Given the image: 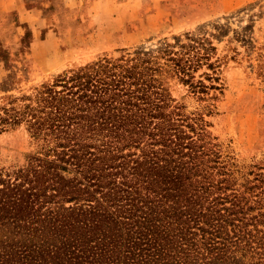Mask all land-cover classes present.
<instances>
[{
	"label": "trees",
	"instance_id": "1",
	"mask_svg": "<svg viewBox=\"0 0 264 264\" xmlns=\"http://www.w3.org/2000/svg\"><path fill=\"white\" fill-rule=\"evenodd\" d=\"M215 50L177 35L7 95L0 132L40 142L0 170V264H264L261 166L236 175L170 91L220 88Z\"/></svg>",
	"mask_w": 264,
	"mask_h": 264
},
{
	"label": "rangeland",
	"instance_id": "2",
	"mask_svg": "<svg viewBox=\"0 0 264 264\" xmlns=\"http://www.w3.org/2000/svg\"><path fill=\"white\" fill-rule=\"evenodd\" d=\"M164 1L0 0V103L100 56L187 33L207 37L216 46L220 88L198 99L171 79L170 91L186 113L203 114L236 175L252 178L254 164L264 172V0H205V14L184 11L177 19ZM39 142L24 123L0 132V170L25 164Z\"/></svg>",
	"mask_w": 264,
	"mask_h": 264
},
{
	"label": "crops",
	"instance_id": "3",
	"mask_svg": "<svg viewBox=\"0 0 264 264\" xmlns=\"http://www.w3.org/2000/svg\"><path fill=\"white\" fill-rule=\"evenodd\" d=\"M202 3H204V8L202 5H199ZM161 6L169 12V17L173 19H177L184 11L200 16L206 13L205 0H177V3H171V0H165Z\"/></svg>",
	"mask_w": 264,
	"mask_h": 264
}]
</instances>
